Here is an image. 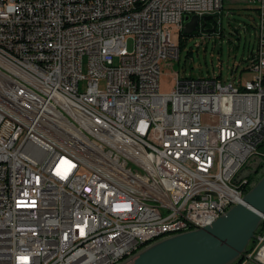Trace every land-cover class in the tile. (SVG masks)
Returning a JSON list of instances; mask_svg holds the SVG:
<instances>
[{"label": "built area", "instance_id": "obj_1", "mask_svg": "<svg viewBox=\"0 0 264 264\" xmlns=\"http://www.w3.org/2000/svg\"><path fill=\"white\" fill-rule=\"evenodd\" d=\"M246 1L251 77L161 91L168 25L222 0H0V264H115L242 202L264 160V0ZM253 239L264 264V224Z\"/></svg>", "mask_w": 264, "mask_h": 264}, {"label": "water", "instance_id": "obj_2", "mask_svg": "<svg viewBox=\"0 0 264 264\" xmlns=\"http://www.w3.org/2000/svg\"><path fill=\"white\" fill-rule=\"evenodd\" d=\"M212 16L184 14L181 32L195 29L198 18ZM263 219L264 171L245 190L242 202L233 203L209 224L154 239L115 264H230L245 252Z\"/></svg>", "mask_w": 264, "mask_h": 264}, {"label": "rangeland", "instance_id": "obj_3", "mask_svg": "<svg viewBox=\"0 0 264 264\" xmlns=\"http://www.w3.org/2000/svg\"><path fill=\"white\" fill-rule=\"evenodd\" d=\"M215 13L218 29L210 34L200 33L189 37L180 36L181 47L177 58H166L160 62L158 78L159 90L165 91L173 84V75L178 76H217L221 79L232 78L244 81L251 77L246 68L247 55L256 43L253 27L255 13L246 0H222L221 8ZM230 22V23H229ZM245 25L246 28H245ZM236 27V29H234ZM170 39L176 45L181 27L168 25ZM127 49L131 48V39H126ZM114 61L115 58H114ZM104 81L99 80L98 87L103 88ZM202 118H205L203 116ZM255 161L249 159L244 168H251ZM262 173V172H261ZM260 169L255 178L260 174ZM247 183L248 179H247ZM253 181L250 183V185Z\"/></svg>", "mask_w": 264, "mask_h": 264}, {"label": "trees", "instance_id": "obj_4", "mask_svg": "<svg viewBox=\"0 0 264 264\" xmlns=\"http://www.w3.org/2000/svg\"><path fill=\"white\" fill-rule=\"evenodd\" d=\"M251 9L254 11V13H255V20H254V23H253V27H254V31H255V24H256V18H257V14H258V12H257V10H256V8L253 6V7H251ZM213 15L215 16L216 14L215 13H213ZM230 23V22H229ZM246 26L247 25H245V28H246ZM234 29H236V27H234ZM180 30V29H179ZM178 30V31H179ZM179 34V36H178V42H177V46H178V48H180L181 47V39H180V36H182V33H181V31L178 33ZM254 48H255V46H254ZM254 48H253V51H254ZM253 51L252 50H250L249 52H248V55H247V57H246V59H247V64H246V68L248 69L249 68V63H250V60H251V58L253 57ZM188 76H190V75H188ZM216 77H218V75L216 76ZM219 78V77H218ZM259 146V148L261 149V150H264V140L258 145ZM257 167H258V171H259V169H260V173L261 172H263L264 171V160L262 161V163H261V161H260V163H258V165H257ZM256 178H255V175L254 176H252L250 179H248V182L249 183H246V186L244 187V190H246L249 186H250V183L252 182V181H254ZM245 192V191H244ZM264 224V220H262L261 222H260V224L258 225V227L256 228V230L260 227V226H262ZM255 230V231H256ZM254 231V232H255ZM253 243H254V239L252 238V239H250L249 241H248V243H247V245H246V249H245V252L246 251H249L251 248H252V246H253ZM243 259V254L239 257V259H236V260H234L232 263H230V264H238L241 260Z\"/></svg>", "mask_w": 264, "mask_h": 264}, {"label": "flooded vegetation", "instance_id": "obj_5", "mask_svg": "<svg viewBox=\"0 0 264 264\" xmlns=\"http://www.w3.org/2000/svg\"><path fill=\"white\" fill-rule=\"evenodd\" d=\"M182 25V22H181ZM218 29V23L216 17L213 15L211 18L202 20L201 18H198L195 29H193L191 32L183 33L184 37H189L192 35L205 33L210 34L212 32H215ZM258 173V167L254 166L249 169V172L247 173V179H250L252 176L256 175Z\"/></svg>", "mask_w": 264, "mask_h": 264}, {"label": "crops", "instance_id": "obj_6", "mask_svg": "<svg viewBox=\"0 0 264 264\" xmlns=\"http://www.w3.org/2000/svg\"><path fill=\"white\" fill-rule=\"evenodd\" d=\"M237 2L238 0H231V2ZM251 7H253L252 5H251ZM255 35H256V32H255ZM252 51H253V49H252ZM238 264H257V263H255V262H253V261H251V260H248V259H242Z\"/></svg>", "mask_w": 264, "mask_h": 264}]
</instances>
